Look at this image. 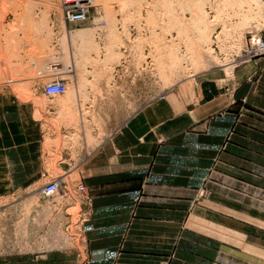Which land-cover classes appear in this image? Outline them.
I'll return each mask as SVG.
<instances>
[{
	"label": "crops",
	"instance_id": "obj_1",
	"mask_svg": "<svg viewBox=\"0 0 264 264\" xmlns=\"http://www.w3.org/2000/svg\"><path fill=\"white\" fill-rule=\"evenodd\" d=\"M103 94L121 117L78 168L81 208L91 201L84 252L75 262L52 250L0 264H264V57L228 79L187 78L135 110L129 87ZM37 111L0 90V198L47 172Z\"/></svg>",
	"mask_w": 264,
	"mask_h": 264
},
{
	"label": "rangeland",
	"instance_id": "obj_2",
	"mask_svg": "<svg viewBox=\"0 0 264 264\" xmlns=\"http://www.w3.org/2000/svg\"><path fill=\"white\" fill-rule=\"evenodd\" d=\"M73 1L0 0V90L34 102L47 171L72 181L121 117L111 114L105 91L129 87L135 110L187 78L219 71L228 79L264 32V0ZM79 10L89 12L87 21L69 23L65 14ZM58 75L69 82L65 95H34ZM39 181L0 198V260L33 256L44 247L67 248L75 262L83 248L65 234L58 205L63 199L57 205L44 200L39 190L46 180ZM33 218L44 226L34 228Z\"/></svg>",
	"mask_w": 264,
	"mask_h": 264
},
{
	"label": "built area",
	"instance_id": "obj_3",
	"mask_svg": "<svg viewBox=\"0 0 264 264\" xmlns=\"http://www.w3.org/2000/svg\"><path fill=\"white\" fill-rule=\"evenodd\" d=\"M80 0L73 1L75 3H78ZM89 12L87 10H79L74 12H68L65 14V18L69 23H77V22H84L88 19ZM245 54H247L246 57L239 58L238 64H245L248 61L256 62L258 58L264 57V39L262 36L258 38H254L253 43L245 49ZM53 80L51 82L46 83L44 86V95H46L49 98H58L62 95H64L68 91L69 82L66 78H63L62 76H52ZM55 78V79H54ZM163 143L164 140H161ZM42 178L46 180V182L43 184V186L39 190V195L48 202H52L53 204H58V199H63L58 205L60 207V210L62 208V214L64 213V221L65 224L63 228H65V234L70 239V242H80V246L82 248V244L84 241V235L82 232L83 225L87 221L89 215H90V203L91 201L88 200V209L83 210L80 205V198L82 194L86 192V188L82 183H79L77 180L72 181L70 179V175H53L50 172H45L42 175ZM76 209L75 212L69 213V210ZM43 211V210H42ZM41 212V211H40ZM39 211H36L34 216L37 213H40ZM63 218V217H62ZM62 221V224L63 222ZM34 228H37L38 226H44L41 224H37L33 221ZM36 226V227H35ZM34 234H39V231H36ZM48 237V236H46ZM50 237V236H49ZM37 248H40L39 243L41 240H37ZM23 243L25 241L23 240ZM26 244V243H25ZM73 244L71 243V246ZM42 250L37 249L39 254L47 252L46 250L49 249H43ZM24 249V248H22ZM76 249V247H75ZM58 250V249H57ZM63 250V249H62ZM67 250V248H65ZM52 251V250H50ZM82 252V249L80 250V253Z\"/></svg>",
	"mask_w": 264,
	"mask_h": 264
},
{
	"label": "bare ground",
	"instance_id": "obj_4",
	"mask_svg": "<svg viewBox=\"0 0 264 264\" xmlns=\"http://www.w3.org/2000/svg\"><path fill=\"white\" fill-rule=\"evenodd\" d=\"M126 7H127V6H126ZM256 38H257V37H256ZM248 62H251V61H248ZM68 87H69V86H68ZM66 93H67V92H66ZM66 93H65V94H66ZM65 94H64V95H65ZM62 96H63V95H62Z\"/></svg>",
	"mask_w": 264,
	"mask_h": 264
}]
</instances>
